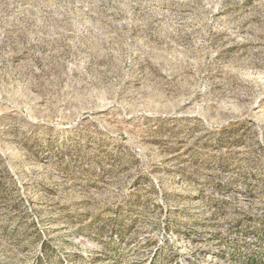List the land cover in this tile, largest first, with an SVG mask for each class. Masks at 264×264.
I'll return each mask as SVG.
<instances>
[{
	"label": "rangeland",
	"instance_id": "374dc122",
	"mask_svg": "<svg viewBox=\"0 0 264 264\" xmlns=\"http://www.w3.org/2000/svg\"><path fill=\"white\" fill-rule=\"evenodd\" d=\"M251 259L264 0H0V264Z\"/></svg>",
	"mask_w": 264,
	"mask_h": 264
},
{
	"label": "bare ground",
	"instance_id": "6f19581e",
	"mask_svg": "<svg viewBox=\"0 0 264 264\" xmlns=\"http://www.w3.org/2000/svg\"><path fill=\"white\" fill-rule=\"evenodd\" d=\"M50 227L58 228L59 225H51ZM76 243L80 245V248H79L80 251L78 253L82 255L87 254V252L91 251V249L93 248V244H91L89 241H83L82 238H79L76 241Z\"/></svg>",
	"mask_w": 264,
	"mask_h": 264
},
{
	"label": "trees",
	"instance_id": "16d2710c",
	"mask_svg": "<svg viewBox=\"0 0 264 264\" xmlns=\"http://www.w3.org/2000/svg\"><path fill=\"white\" fill-rule=\"evenodd\" d=\"M59 221H60V219H59V217H58L57 219H55V220H53V221H48V222H46V224H57ZM82 234H85V233H83V230H81L80 232H78V233L75 235V237H76V236L78 237V235L83 236ZM90 255H91V251H88L87 254H86L85 256H78V257H79V258H82V259H84V260H86L88 257H90ZM101 261H103V259H102V258H101V259L98 258V259H94V260H93V263H98V262H101ZM249 264H256V262H255L253 259H251L250 262H249Z\"/></svg>",
	"mask_w": 264,
	"mask_h": 264
}]
</instances>
